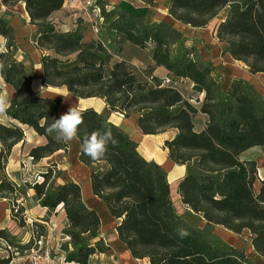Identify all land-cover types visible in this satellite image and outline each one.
Here are the masks:
<instances>
[{
	"label": "trees",
	"instance_id": "obj_1",
	"mask_svg": "<svg viewBox=\"0 0 264 264\" xmlns=\"http://www.w3.org/2000/svg\"><path fill=\"white\" fill-rule=\"evenodd\" d=\"M141 1L153 7L161 0ZM166 1L168 15L191 28H205L224 12L215 38L226 45L224 51L232 59L247 66L249 73H264V0ZM0 2L7 7L24 3L29 24L36 28L34 46L42 51L39 63L44 87H63L82 99L100 98L108 112H118L125 118L136 116L143 134L173 131L164 147L171 162L185 166L176 187L182 208L206 225H219L236 234L247 230L253 252L264 259V185L255 191L257 164L239 159L240 153L251 147L264 148V99L253 85L231 79L222 90L211 66L194 60L186 51H174L182 35L165 22L147 23L143 15L123 11L109 23L118 45L111 52L102 40H84L78 28H56L51 17L62 9L64 0ZM103 2L95 0L98 6ZM0 36L7 49L0 54V77L13 91L6 115L15 122H0V199L11 202L10 218L22 228L26 223L18 198L26 189L11 181L4 168L12 147L24 140L23 127L32 128L45 139L44 144L28 151L32 164L59 150L67 152L69 144L57 141L46 131L51 119L60 117L61 98L34 94L31 68L14 58V31L1 18ZM125 41L150 49L152 71L144 80L125 60L112 61L113 53L119 52ZM157 67L166 71L164 77L154 73ZM183 79L191 82L192 92L202 95L201 99L186 97L176 87ZM199 113L206 116V121L196 131L193 120ZM108 130L115 145H109L103 159L93 161L81 150L83 140L93 131ZM76 138L80 145L78 160L90 168L92 193L118 220L116 236L133 259H145L147 264H254L242 249L211 238L205 229L178 214L166 171L155 161L144 159L137 143L106 114L84 108ZM60 176L61 172L50 164L35 170L24 183L34 191L41 207L63 209L66 226L59 250L65 259L88 264L92 255L106 253L110 246L98 235L100 216L83 202L80 185L58 182ZM180 229L187 235L181 237ZM28 231V240L20 242L22 247L18 248L13 246L9 230L0 228V248L7 252L0 264H9L13 255L27 251L34 239L48 233L45 224L38 222H32Z\"/></svg>",
	"mask_w": 264,
	"mask_h": 264
},
{
	"label": "crops",
	"instance_id": "obj_2",
	"mask_svg": "<svg viewBox=\"0 0 264 264\" xmlns=\"http://www.w3.org/2000/svg\"><path fill=\"white\" fill-rule=\"evenodd\" d=\"M164 1L165 5V12L167 13L168 8V2L166 0ZM72 6V0H64L62 10H65L66 8H70ZM20 9L21 16L22 17H16L14 10ZM146 6L142 7V11L148 12ZM60 11L54 13L51 17L52 22L55 24L56 28H58L61 31H68L72 29H76L75 25H72L70 22L66 23L64 25H57L56 21H54V17L56 14H58ZM168 15V13H167ZM0 18L4 21H6L8 24L11 25L14 31L15 36V43L17 50L15 52L14 58L22 62L25 66H29L30 63H32L34 72L32 74L31 79V88L35 95L40 97H47V98H61V100H65L63 96H59L60 93H67L66 98H70L71 103L77 104L80 107L84 108H93L97 112L100 113H106L107 117L110 122L120 127L125 133H127L132 140H134L137 143V150L140 153V155L146 159V160H153L162 167L164 164H170L175 165L179 168H182L183 173L181 174L180 178L185 173V166H179L174 164L168 159L167 155V149L164 147V141L163 140V150L161 152L157 153V150L155 148L156 143V137L159 134H143L139 128L136 125V116H130L128 118H125L122 114L118 112H108L106 110V105L104 101L100 98H78L76 96H73L67 92V90L63 87H44L41 80V69H40V57L42 55V51L37 49L34 46L33 43V35L35 33L36 28L29 24V18L28 15L24 9V3L18 2L14 6H3L0 2ZM168 20L171 21L173 28L180 30L181 28L190 27L188 25L181 24L180 22H177L173 20L171 17H166ZM223 18L220 17L215 25V29L219 21ZM207 27V26H206ZM205 27V28H206ZM193 29H203V28H193ZM215 32V31H214ZM213 32V34H214ZM83 39L85 40L84 33H82ZM214 36V35H213ZM215 37V36H214ZM94 39L96 40L97 37L92 36L88 38V40ZM216 39V38H215ZM217 40V39H216ZM5 40L3 37L0 36V42H4ZM218 42V41H217ZM222 48V51L224 53L225 62H220L214 66V69L212 70V76L218 81L222 76L224 79L227 78V84L225 85V89H227L229 82L231 79H243L253 85V87L256 89V91L259 93V95L264 99V73H256L251 74L248 71V68L243 63L236 61L232 59L227 52L224 51L226 45L224 43L218 42ZM148 65H152V61L149 58ZM161 68V69H160ZM155 68L154 73L159 75L160 77H164L166 75V71L160 67ZM156 70V71H155ZM159 70V72H157ZM187 80V79H186ZM189 81V80H188ZM190 86L191 82L189 81ZM42 88V89H41ZM41 89V91H40ZM59 90V92L57 91ZM0 93L6 95L8 99L11 98L13 95V91L11 87L7 84H5L1 77H0ZM202 96V95H201ZM77 98V99H76ZM200 97L199 99H201ZM71 105V106H72ZM198 105V103H197ZM61 104L58 106V112ZM70 107V106H69ZM64 111V109H62ZM63 112L61 113V115ZM60 115V113H59ZM60 115V116H61ZM198 120V123H195V121ZM206 121V116L199 113L195 116L193 123H194V130L200 131ZM0 122L3 124H10L15 123L12 121L6 114L0 116ZM24 140L22 142H19L15 144L12 147L11 153L7 159L4 171L6 176L13 181L18 187H22L26 189V193L24 196L18 198L19 204L23 207V216L24 221L26 223V228L28 231V228L32 222H38L45 224L48 232H51V249L52 251L59 250V243L62 240V232L63 229L66 226V219L64 215V211L61 208V206H57L54 210L49 211L47 208L41 207L38 204V201L35 197L34 191L31 188H28L25 186V179L29 177L35 170L38 169H45L48 165L53 164L55 165L56 169L61 172L62 176L58 178V182L62 181H72L75 183H78L81 187V194L82 199L85 205L89 208L94 209L97 214L100 216L101 219V226L98 231V235L104 239L103 235V227H102V220L106 219L109 221L112 225V235L114 239V244L119 246V254L120 257L118 258V261L120 264H136V262H139L138 259H133L130 255V252L126 249L125 245L117 238L115 226L118 222V220H115L110 216L108 213V210L104 203L98 199L96 196L93 195L90 181H89V174H90V168L83 163H81L78 160V154H79V141L77 138L72 140L71 142H67L69 144V150L67 151V154L63 150H59L57 152H54L50 156L44 157L39 161H36L35 163L31 164L29 169L27 171H24V169L21 167V161L24 159V156L28 153L30 148L39 146L44 144L45 139L42 136H39L36 134V132L29 127L24 126ZM161 134V133H160ZM70 144L72 145V152L70 151ZM252 150H255V157H244V151L240 153L239 159L242 161H250L253 160L257 164V168L261 164L262 167H264V148H261L259 146L251 147ZM66 154V155H64ZM57 157H59L57 159ZM164 169V168H163ZM31 171H33L31 173ZM168 179V176H167ZM178 181V180H177ZM175 181V183H177ZM169 182V180H168ZM170 184V183H169ZM14 222L10 218V207L7 203V200L0 199V228H8L10 225H12ZM29 236V231L27 232ZM29 238V237H28ZM28 240V239H27ZM26 240V241H27ZM26 241H21L26 242ZM110 249L107 251H111L113 246L110 245ZM106 252V253H107ZM4 254V255H2ZM105 253H100L97 255H104ZM96 254L92 255L89 258V261L91 258H96ZM7 252L0 248V258L6 257ZM143 264H147V261L143 259ZM89 263V262H88Z\"/></svg>",
	"mask_w": 264,
	"mask_h": 264
},
{
	"label": "rangeland",
	"instance_id": "obj_3",
	"mask_svg": "<svg viewBox=\"0 0 264 264\" xmlns=\"http://www.w3.org/2000/svg\"><path fill=\"white\" fill-rule=\"evenodd\" d=\"M164 1H159L153 7L145 5L141 0H104L103 6H98L95 3V0H72V6L70 8H66L65 10L60 11L54 17V21L58 23L57 25H64L66 23H71L78 28L81 33H84L85 40L88 38L95 36L98 40H102L103 43L109 48L111 52L117 48V39L112 30L109 29V23L111 20L123 11H127L132 14H140L143 15L145 21L147 23L153 22H165L166 24L172 26L170 20L166 17H170L165 12ZM146 6L147 9L149 7L151 10L148 12L142 11V7ZM103 7V9H102ZM96 8L99 9V12L96 11ZM14 14L16 17H22L20 9L14 10ZM224 12H220L219 15L214 18L206 28L203 29H193L191 27L181 28L180 31L182 38L178 41L177 45L174 47V51L180 52H188L190 57L194 60L207 64L214 69V66L218 63L225 62L224 53L220 44L217 42L215 37L213 36V32L215 31V25L220 17H222ZM106 17H110L106 19ZM173 27V26H172ZM96 30V31H95ZM215 33V32H214ZM150 58V49L149 48H138L129 42L125 41L121 44V50L119 52L113 53L112 61L115 60H125L129 63L130 67L133 69V72L140 78L144 80L146 76H148L150 69L149 63ZM29 67L31 68L32 74L34 72V68L32 63H30ZM160 68V67H158ZM161 69V68H160ZM156 71V70H155ZM159 72V70H157ZM221 84L222 90L225 89V85L227 84V78L224 79L223 76L218 79ZM176 87L187 97L200 98L201 95H197L192 92L191 86L188 80L183 79L180 82H177ZM71 98V96H70ZM70 98H67L60 102L61 106L59 108V113H65L71 103ZM77 99V98H76ZM64 109V111L62 110ZM104 114H107V112ZM198 123V120L195 121ZM174 134L173 131L167 130L164 133L157 135L155 148L158 152L163 150V140L169 139ZM66 152V151H65ZM72 152V145L70 144V151ZM255 150L249 148L245 150L243 153L244 157H252L255 155ZM67 154V152H66ZM64 154V155H66ZM59 157H57L58 159ZM21 167L24 171H27L31 165H27V167H23L21 162ZM166 174L168 176V180L170 183V195L173 201L175 208L177 209L178 214L183 215V217L190 223L197 225L207 231L209 236L214 239H218L224 241L235 248L242 249L245 255L254 263V264H264V259L259 258L251 247V235L247 230H243L242 232L236 234L222 226L219 225H206L205 222L198 216L192 215L190 213L185 212L182 208L181 203L178 199V194L176 192L177 181L181 174L183 173L182 168H179L175 165L164 164L163 166ZM33 171H31L32 173ZM34 173V172H33ZM1 176V172H0ZM62 176V174H61ZM60 176V177H61ZM258 181L255 183V191L261 186L264 185V167L260 164L258 167ZM7 203L10 205L11 202ZM103 227V235L104 239L108 244H112V250L100 256L97 255L96 258H91L88 264H120L118 258L119 254V246L114 244V239L112 235V225L106 219L102 220ZM11 237L13 238L16 246L21 248V241H26L28 239L27 228L18 227L15 223L10 225L8 228ZM14 248V247H11ZM4 255V254H2ZM144 261L139 260L136 264H143ZM9 264H30L29 260L22 250L17 255H13Z\"/></svg>",
	"mask_w": 264,
	"mask_h": 264
},
{
	"label": "clouds",
	"instance_id": "obj_4",
	"mask_svg": "<svg viewBox=\"0 0 264 264\" xmlns=\"http://www.w3.org/2000/svg\"><path fill=\"white\" fill-rule=\"evenodd\" d=\"M5 43L6 41L0 42V54L7 51ZM57 91L59 92V90ZM58 95L67 99V93H60ZM9 107L8 97L0 93V116L6 114ZM83 112L84 109L77 104L70 106L59 118L51 119L52 122L48 125L46 131L49 135H54L57 141L71 142L77 137L78 129L83 123ZM110 144L115 145V140L110 130L103 133L93 131L89 136L84 138L81 150L93 161H98L105 157ZM178 232L181 237L187 235V232L183 229L178 230Z\"/></svg>",
	"mask_w": 264,
	"mask_h": 264
},
{
	"label": "built area",
	"instance_id": "obj_5",
	"mask_svg": "<svg viewBox=\"0 0 264 264\" xmlns=\"http://www.w3.org/2000/svg\"><path fill=\"white\" fill-rule=\"evenodd\" d=\"M96 11L99 12V9L96 8ZM96 31V30H95ZM32 158L27 154L24 156V159L21 161L23 167L32 164ZM257 177L258 176L257 173ZM30 177H27L26 180L29 181ZM36 181H40V177H35ZM51 232H48L44 237H39L33 240L32 246L25 251V254L29 260L30 264H78L73 261H67L65 259L64 253L60 250L52 251L51 249ZM59 249V247H58Z\"/></svg>",
	"mask_w": 264,
	"mask_h": 264
}]
</instances>
